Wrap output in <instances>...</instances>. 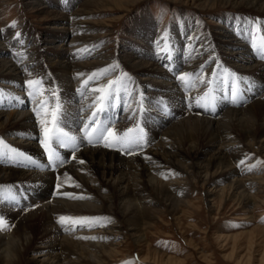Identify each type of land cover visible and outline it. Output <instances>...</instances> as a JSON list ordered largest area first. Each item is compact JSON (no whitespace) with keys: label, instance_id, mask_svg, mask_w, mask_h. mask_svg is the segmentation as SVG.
Returning a JSON list of instances; mask_svg holds the SVG:
<instances>
[{"label":"bare ground","instance_id":"1","mask_svg":"<svg viewBox=\"0 0 264 264\" xmlns=\"http://www.w3.org/2000/svg\"><path fill=\"white\" fill-rule=\"evenodd\" d=\"M92 1L98 2V0ZM117 1L119 4H124L128 0L125 2H122L124 0ZM200 1L208 4L207 6L213 9L217 5L226 4L227 7L238 8L239 13L258 12L259 15H262L261 17H264V0ZM28 4L38 5L37 2ZM194 9L202 13H211L205 12L209 9L203 8V6L200 7V5L194 7ZM78 10L76 14L71 16L60 17L67 22L61 28L51 27L53 30L59 31V34H56L50 46L46 45V57H48L49 65L58 77L57 80L60 87L63 88L68 96H74V98L72 97L73 101L67 105L63 120L73 125L72 132H78L79 137L82 135L80 131L82 128L81 118L87 120L90 116L92 109L87 108V106L93 103L94 95L96 94L88 89L85 90L86 93L82 92L77 87L80 83L74 82L73 77L74 75L81 76L82 74L85 77L94 72V69L108 62L109 55L98 52L97 56L94 57L95 59L79 64H72L69 57L74 56L79 49H81L80 54L84 57L91 54V50L89 48L85 49V47H90L91 41L98 39L99 35L91 34L92 27L90 25L99 28L101 26L109 27V25L106 22L98 25L90 20H79L80 16H84L87 19L93 16L92 14L96 11L92 9ZM57 20L55 19V21ZM142 20H145L147 25L148 23L154 25L147 16H144ZM223 23L221 22L217 26L218 32L216 34L222 38L223 50H225L224 52L229 58L228 63L245 75L258 73L261 76L260 81L254 82L255 84L257 83V86L254 87L255 89H252V85L249 83V85L247 84L248 95L251 99H255L250 106L243 110L230 107L233 105L227 104V102L218 103L219 107L223 108L219 121H216L217 117L213 116V114L199 108L202 113L195 112V114L197 113L199 116L204 117H190L173 124L165 131H159L156 136H148V145L142 151L138 150L136 154L122 153L116 148L110 149L101 145H81L80 150L74 153L77 159L72 160V150L63 149L59 153L61 158L65 159V164L51 168L48 167V162L43 157L46 153L45 150L39 142L37 143L38 139L35 138L37 135L42 138L43 135L37 123L38 118L32 110L37 108L38 104L28 97L25 86L26 81L33 77H31V72L35 63L34 61L16 63L11 60L12 55L9 53V44L5 43L6 38L4 39L0 29V137L7 142V144L0 143V152L8 154L11 147L19 148L24 153L30 154L34 160L36 159L35 164L39 165V168H36L22 158H17V161H12L11 163L7 159L0 161V213L5 214L8 225L4 230H0V250L4 248L6 253L5 256H0V264H24L25 253L35 242L34 230L36 225L39 226L41 238L51 239L41 241L33 248L35 257L32 264H107V260L103 259L104 256L100 249L105 250L108 245H97L89 241V239H81L80 237L116 239V237L123 235L122 225H126L130 230L134 231L133 235H137V245L143 246V243L147 241L146 230L152 226L153 218L160 213L156 207H149V205L164 202L167 205V202H169L168 205L174 208V206L184 203V200L180 201L176 196L180 192L186 193V188L189 185L186 182V178H188L186 176L192 173L195 165L202 170L200 173L203 172L205 174V182L210 180L209 170L211 168L214 173L220 175L218 182L224 183L227 181L226 178H223L224 174L227 172V175H230L231 173L229 172L233 173L232 170L235 168L231 165V162L233 163V160H236L237 163V161L241 160V155H239L241 146L244 145L251 149L257 148V151L264 155V55L261 54V60L257 58L258 56L254 50L255 40L253 38L251 41V36H248L250 35L249 27L245 25L244 21L240 20L239 22L231 19ZM239 24L241 25L240 30L234 32L235 35L232 33L227 34V28L235 30V27ZM54 25L58 24L54 23ZM176 29H180L181 33L188 30L182 23ZM96 30L99 31L98 28ZM235 40L242 43L233 48ZM256 42L260 44L256 50L259 48L261 53L264 50V45L259 43V40H256ZM184 47L186 45H178L173 52L174 55L168 60H165L167 53L163 51L160 45L154 46L151 52L154 59H146L145 57L144 60L137 61L131 52L123 56L125 65L141 76L140 81H145L147 86L153 87L155 90L160 89L162 91L163 89L167 96L174 98L175 108L167 107L161 113L156 110L150 113L149 118L152 120L153 125L157 124V127H165L166 119H169L168 121L172 123L177 118L176 116L182 112L183 105L177 108V100L184 102V99L187 98L188 102H190V107H193L191 105H193L192 101H195V95H205L208 91L206 88H201L203 83L204 86L208 83L206 78L210 77L212 71L207 72L205 66L197 65V62L193 59L185 60L183 66L188 61H191V63L188 66L185 65L186 68L182 72L190 74L194 69L197 70L196 72L194 71L192 80L194 77L201 75V78L198 79L200 91H195V83L190 85L193 88L192 92L188 93L185 89L182 92L179 88L177 89L179 84L184 87L183 83L178 80V76L175 77L178 67L175 62L179 63L178 61L183 59L181 57L184 55ZM190 47L191 45L188 48ZM52 49L60 53H55ZM199 49L204 51L206 48L204 46V48L200 47ZM196 52L199 53L200 51L197 50ZM34 54H36L35 51ZM57 54H61L63 59L58 60ZM142 54L145 55V53ZM176 55L177 59H174ZM249 61H254V63L251 64ZM171 65L173 66L171 67ZM223 71L224 68L222 67L221 73ZM108 75L113 76L114 80H112L116 82L113 85L118 87V75L114 72H109ZM105 76L107 75L105 74L101 78L89 82V89L95 87L97 84L95 82ZM229 79L230 77L227 78L228 81ZM222 80L224 84L219 93H225L228 96L229 85L236 86L237 84H235L234 78H231L233 84H227L226 81L224 82V78ZM216 84L221 85L220 81L215 82L214 86ZM244 84V82H241V85ZM12 89L17 90L14 97ZM121 90H123L122 87ZM132 103L133 101L128 102V100L113 97L108 104L107 111L101 114V122L108 123L110 121L112 126L119 118H124L125 120V117L131 114L128 113L130 112L128 111V105L133 108ZM153 103L155 101H152ZM48 110L50 111V107H48ZM248 124H252V129L244 131L243 138L238 139L236 136L233 138L232 132L235 127L239 126L241 128ZM184 125H187L193 132L203 129L215 139L217 138L215 148L205 154L206 163L195 165L188 163L186 160L187 156L183 155L177 148V139L181 136V133H184L183 129L180 130L179 127ZM119 126L123 127V123L119 124ZM24 135L32 138L25 139L23 138ZM225 138H229V140L225 142ZM222 140L223 142L221 143ZM230 147L232 151H229ZM149 157L150 159H148ZM80 159H83L85 163L79 164L78 161ZM248 183L252 188L250 190H247L245 186ZM58 184L61 185L59 189H57ZM263 184L264 177L262 176L247 177L245 179L235 176L230 181V186L215 187V190L212 189L208 192V197L213 198L211 201L214 204L215 198L229 191L231 199L237 203L241 200L243 201V199L253 200L255 197L250 195L251 190L257 189ZM9 190L13 191V195L7 201L3 197ZM214 195L217 196L214 197ZM73 196L77 198H71ZM12 197L20 201L19 206H12ZM24 203H28L30 206L26 211L22 210ZM62 215L71 217H103L107 219L102 221L105 226H95L91 229H80L77 227L80 232L73 234L72 232L74 231H70L67 234L68 232L57 223V218ZM115 215L116 217L117 215L119 216L117 217L119 220L111 219L110 216L113 217ZM178 221L180 222V219ZM257 229L264 231L263 228L258 227ZM118 245L120 246V244ZM142 253L144 254L142 261L146 264L152 262L158 264H187L186 259L178 260L172 256L164 255L152 249V247L146 249V255L145 249L138 252L140 255ZM117 254L119 255L120 253ZM115 257L110 256L109 259L112 261V258L117 259Z\"/></svg>","mask_w":264,"mask_h":264},{"label":"rangeland","instance_id":"2","mask_svg":"<svg viewBox=\"0 0 264 264\" xmlns=\"http://www.w3.org/2000/svg\"><path fill=\"white\" fill-rule=\"evenodd\" d=\"M125 1L127 0L122 2ZM30 2H37V7L28 4ZM94 2L95 1L92 0H0V29L4 39L6 38L5 43L9 44V53L12 55L11 60L16 63L34 61L35 66H33L31 77L33 76V80L43 81L42 87L45 92L42 99L49 101L48 107H50V111L55 107V104L59 102L62 105L65 115L67 105L73 101L74 96H72L73 98L68 96L63 88L60 87L57 80L58 77L55 75L53 68L49 65L48 57H46V45L50 46L53 38L56 37V34H59V31H55L51 27L61 28L67 22L60 17L76 14L79 11L78 9H92L96 11L92 14L93 16L87 19L84 16H80L78 18L79 20H90L96 22L98 25H101L102 22H106L109 25V27L101 26L100 28L90 25L92 27L91 34L99 35L98 39L91 41L90 47H85V49L89 48V50H91V54L84 57L80 54L81 49H79L76 52L77 55L72 53L74 56L69 58L72 64H79L95 59L94 57L97 56L98 52L109 55L108 62L94 69V72L101 69L108 70L106 73L107 76L95 82L97 83L96 85H107L110 81H113V76L108 74L109 72H114L118 75L117 78L119 79V86L114 87L113 85V88H116L115 90L118 89L114 97L121 100H128V102L133 101V108H130V105H128V111H130L128 113L131 114L125 117V120L124 118H119L118 121L116 120L112 125L114 130L118 133L127 131L128 128H134L139 124L144 128L148 138L150 135L156 136L159 131H165L179 121L186 120L190 117H204L199 116L197 113L195 114V112L199 114L202 112L194 105V101H192L193 105H191L193 107H190V102L185 98L184 102L177 100V108L183 105V110L176 116L177 118H175L172 123L168 121L169 119H166L167 122H165V127H157V124L153 125L152 120L149 118L150 113H153L155 110L161 113V111L167 107L175 108L174 98L167 96L163 89L162 91L160 89L155 90L153 87L147 86L145 81H140L141 76L125 65L123 56H126V53H133L137 61L144 60L145 57L146 59H154L151 52L154 46L160 45L163 51L167 53L165 60H168V58L174 55L173 52L178 45H186L183 49L184 55L181 57L183 58L181 59L182 61L179 60V63L175 62V64H178L175 77L179 74H183L182 71L185 70V65L188 66L191 63V61H188L183 66L187 59H193L197 62V65L205 66L207 72L212 71L210 77L206 78V80H211L213 83H211V85L206 83V86H204L203 83L201 89L206 88L208 90L206 93L214 91L218 103L227 102V104H231L228 103V96L225 95V93H219L224 83L214 86L215 82L221 81L224 78V82L226 81L227 84H233L231 78H234L235 84H237L236 88L238 91L242 92L245 90V86L249 84L252 85V89H255L254 87L257 86V83L255 84L254 82L260 81V74L245 75L240 72L239 69L234 68L228 63L229 58L225 54V50H223L222 38L218 37L216 34L218 32L216 29L217 26L221 22L223 23V21L227 22L231 19L239 22L240 20L244 21L245 25L249 27L248 30L250 35L248 36H251V41L253 38L255 40L254 50L255 54L258 56L256 57L261 60L262 56L259 52V48L256 50L260 44H258L256 40H259V43L264 45V17H261L262 15H259L258 12L239 13L238 8L227 7L226 4L217 5L213 9L200 0H128L124 4H119L117 0H98L97 3ZM198 5L209 9L205 12L211 13H202L194 9V7ZM144 16H147L154 25L148 23V26L147 22L145 23V20H142ZM55 19L58 20L55 21ZM54 23L58 25L55 26ZM181 23L188 29L185 30L184 33H181L180 29H176ZM13 24L15 26H13ZM240 27L241 25L239 24L235 27V30L227 28V34H234V32L240 30ZM97 28L99 31L96 30ZM241 43V41L235 40L232 47H237V45H241ZM196 44L200 45L198 46ZM189 45H191L190 48H188ZM204 46L206 48L204 50L205 52L199 49L200 47L204 48ZM197 50L200 52L197 53ZM34 51L36 54H34ZM56 52L57 51H55V53ZM142 53H145V55ZM57 57L58 60L63 59L61 54H57ZM174 59H177V55ZM249 62L251 64L254 63V61ZM172 66L173 65H171V67ZM222 67L224 68L223 73H221ZM194 71L196 72L197 70L194 69L191 71L192 74H189L187 80L190 82V85L195 83V91H200L198 79L201 78V75H199V77H194L193 81L192 77ZM92 73L85 77L83 74L81 76L74 75L73 77L74 82L80 83L77 87L84 93H86V89L89 90V82L87 84L85 82L88 81ZM228 77H230L229 81L227 80ZM245 77L247 80L244 79ZM242 81L245 83L244 85H241ZM37 87L41 86L37 85ZM121 87L123 90H121ZM128 88H130L132 92L130 89L129 91ZM178 88L182 92H184V89L187 90L188 93L193 91L191 86L184 85L183 87L182 84H179V86H177V89ZM12 92L14 97L17 90L12 89ZM52 92L56 93L55 98L52 97ZM200 96L203 95H195V99ZM244 99L247 102L241 103V106L233 105L230 107L244 110L255 100L254 98H250L248 92ZM152 101H155V103L152 104ZM157 105L158 107H156ZM65 107L66 109H64ZM218 109L217 114L213 115L217 117H215L216 121H219L221 118L220 114L223 108L218 105ZM133 112L136 113V116L132 115ZM120 116H122V114H120ZM100 118L102 120V117ZM121 123H123V127L119 126ZM259 123H261V121H259ZM251 125L248 124L241 128L239 126L235 127L232 132L233 138H235V136L238 139L243 138L244 131L252 129ZM62 126L65 131L78 136V132H72L73 125L68 121L66 122L63 120ZM179 129H183L184 133H181V136L177 139V148H179L183 155L187 156L186 160L188 163H193L194 165L198 163L204 164L206 161L205 154L215 148L217 138L215 139L209 132L203 129H198L197 132H193L187 125L180 126ZM1 139L3 140L4 138L0 137V140ZM224 140L226 142L229 138H225ZM38 142L39 141H37V143ZM222 142L223 140L221 143ZM3 144H7V142L3 140ZM53 148H55L57 152L63 150L55 143H53ZM16 149L19 150V148ZM230 150L232 151L231 147L229 148V151ZM239 153V155H241V160L237 161V163L236 160H233V163L231 162V165L235 168L232 170L233 173L229 172L231 173L230 175H227V172L225 173L226 175L224 174L223 178L227 180L224 183L218 182L220 175L214 173V170L211 168L209 170L210 180L205 182V174L203 172L200 173L202 170L195 165L194 169H192V173L186 176L188 177L186 178V182L189 183L186 188V193L180 192L176 196L178 200H184V203L176 205L174 208L168 205L169 202H167V205L165 202L149 205V207H156L160 213L153 218L152 226L146 230L147 241L143 243V246L137 245V235H133L134 231L130 230L126 225H122L123 235L116 237V239H89V241L97 245H108L105 250L98 247L103 253V259L107 260V264H126V262L127 264H146L142 261V259H144V254L142 253L140 255L138 252L145 249L146 255V249L148 247H152V249L178 260L186 259L187 264H264V231L257 229L258 227L264 229V184L257 189L251 190L250 195L255 197L253 200L243 199V201L241 200L237 203L231 199L229 191L215 198L214 204H212L213 202L211 201L213 198L208 197V192L212 189L215 190V187L230 186V181L235 178V176L243 179L254 176L264 177V163H262L264 162V155L258 152L257 148L251 149L243 145L240 147ZM43 157L47 161L46 153ZM242 161L243 163H241ZM245 186L247 190L252 189L249 183ZM103 192L105 191L103 190ZM11 195H13V191H7L6 195L3 197L4 200L8 201ZM215 196L217 195H214V197ZM187 203H189V205H187ZM29 207L28 203H24L22 205V210L26 211ZM118 215L117 217H119ZM110 217L111 219L119 220L116 215ZM178 219H180V222ZM236 224L242 226H230ZM34 232L35 242L25 253L24 264H32L35 257L33 248L36 247L39 242L51 239L41 238L39 226L37 225ZM66 232L69 234L70 231ZM77 232H80L78 228L72 233L74 234ZM118 244H120V246ZM102 253L98 254L101 255ZM117 253L120 254L118 255ZM5 255L4 248H2L0 250V256ZM110 256H116L115 258L117 259L112 258L113 260L111 261L109 259ZM150 264L158 263L152 262Z\"/></svg>","mask_w":264,"mask_h":264},{"label":"snow or ice","instance_id":"3","mask_svg":"<svg viewBox=\"0 0 264 264\" xmlns=\"http://www.w3.org/2000/svg\"><path fill=\"white\" fill-rule=\"evenodd\" d=\"M13 26L15 25L13 24ZM261 54L264 55V50L261 51ZM107 71V69H101L92 73L89 81H86L85 83L87 84L88 82L95 81L98 77L105 75ZM188 76L189 73L184 72L183 74L178 75V80L185 86H190L189 81L187 80ZM114 83L116 82L110 81L107 85H99L89 89L90 92L96 95H94L93 103L87 106V108L92 109L90 116L87 120H83V118H81L82 128L80 131L82 135L78 137L77 135H72L68 131L64 130V127L62 126L64 111L61 103L57 102L51 111L48 110L49 101L42 99L44 95L42 87L43 81L32 79H28L26 81L25 86L28 97L32 98L38 104V107L32 110L34 115L38 118L37 123L43 135L42 138L38 135L35 138L38 139L40 145L47 154L48 167H59L64 165L66 162L65 159L61 158L60 153L53 148V143L61 149H71L73 153L71 155L72 160L77 159L74 153L80 150L81 145H101L105 148H116L122 153L130 155L136 154L138 150L142 151L148 145L149 141L144 128L139 124H137L134 128H128L127 131L118 133L111 126L110 121L108 123L101 122V114L107 111L109 102L116 95V90L113 88ZM208 83L210 84L212 81L210 80ZM220 83L222 84L223 80H221ZM37 85H40L41 87H37ZM248 90L247 86H245V90L242 92L238 91L236 86H230L228 103L235 106H241V103H246L247 101L244 98ZM51 95L55 98L56 93L52 92ZM194 103L198 108L206 110L210 114H217L218 101L214 91H209L205 95L196 98ZM132 115L136 116V113L133 112ZM23 138L30 139L32 137L24 135ZM0 143H3V140H0ZM17 158H22L23 160L28 161L29 164L39 168V165L35 164V160L31 157V155L24 153L22 150L11 148L8 154L0 152V161L7 159L11 163L12 161H17ZM148 159H150V157ZM78 163L84 164L85 161L80 159ZM241 163H243V161ZM60 186L61 185L58 184L57 189H59ZM71 198L76 199L77 197L73 196ZM11 200L13 201V207L19 206L20 201H17L15 197H12ZM105 219L107 218L87 216L71 217L62 215L57 218V223L60 224L66 231H74L77 227L80 229H91L95 226H105L104 223H102ZM7 226L5 214L0 213V230H4ZM230 226L241 227L242 225L236 224ZM80 238L93 240L107 239L106 237Z\"/></svg>","mask_w":264,"mask_h":264}]
</instances>
